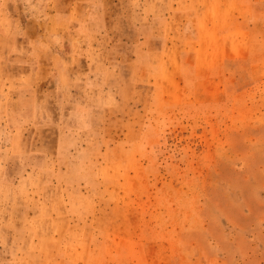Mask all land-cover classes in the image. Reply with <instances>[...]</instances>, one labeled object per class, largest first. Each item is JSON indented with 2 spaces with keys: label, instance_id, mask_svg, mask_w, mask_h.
I'll return each mask as SVG.
<instances>
[{
  "label": "rangeland",
  "instance_id": "rangeland-1",
  "mask_svg": "<svg viewBox=\"0 0 264 264\" xmlns=\"http://www.w3.org/2000/svg\"><path fill=\"white\" fill-rule=\"evenodd\" d=\"M182 3L0 0V264H264V0Z\"/></svg>",
  "mask_w": 264,
  "mask_h": 264
},
{
  "label": "crops",
  "instance_id": "crops-1",
  "mask_svg": "<svg viewBox=\"0 0 264 264\" xmlns=\"http://www.w3.org/2000/svg\"><path fill=\"white\" fill-rule=\"evenodd\" d=\"M204 1H207V0H183L182 5L186 6L185 12L191 21L199 20V17H201L200 15L205 14L206 6L201 3ZM220 1H223V0H220ZM216 2L217 0H208V3H211V4H214Z\"/></svg>",
  "mask_w": 264,
  "mask_h": 264
}]
</instances>
